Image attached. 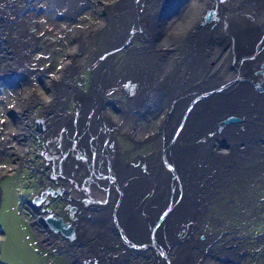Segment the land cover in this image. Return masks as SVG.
I'll list each match as a JSON object with an SVG mask.
<instances>
[{
	"label": "bare ground",
	"instance_id": "obj_1",
	"mask_svg": "<svg viewBox=\"0 0 264 264\" xmlns=\"http://www.w3.org/2000/svg\"><path fill=\"white\" fill-rule=\"evenodd\" d=\"M41 5L46 18L38 25ZM208 8V21L198 25ZM51 43L68 54L57 55ZM83 63L91 69L89 91L73 83ZM126 79L136 83L132 93L120 87ZM110 89L120 98L105 105ZM71 100L77 117L68 123ZM35 105L43 136H56L48 168L61 166L57 179L72 202L95 218L78 223L88 252L118 264H264V252L240 255L209 244L216 226L212 236L223 240L240 222L233 214L260 222L248 204L264 203L255 199L264 184V0H0V170L6 154L14 166L28 147ZM230 114L241 126L212 133ZM107 126L122 129L134 146L116 142ZM207 133L229 146L221 151ZM138 158L142 171L133 164ZM84 192L91 209L80 205ZM209 203L212 215L201 221L199 207ZM31 210L36 228L38 207ZM253 221L240 233L257 229L262 246L264 221ZM183 222V252L173 247L161 256ZM202 230L209 234L195 243ZM152 242L159 248L146 250Z\"/></svg>",
	"mask_w": 264,
	"mask_h": 264
},
{
	"label": "rangeland",
	"instance_id": "obj_2",
	"mask_svg": "<svg viewBox=\"0 0 264 264\" xmlns=\"http://www.w3.org/2000/svg\"><path fill=\"white\" fill-rule=\"evenodd\" d=\"M59 11L58 13L54 11L53 14L55 15L57 13L56 15H59L60 14ZM85 11L90 19L94 18L96 15L95 14L96 12H94V10L90 9L89 7ZM37 12L41 14V15L38 14V16L36 17V19L38 20V25H41L42 20L46 18V13H44V7L42 5L38 6ZM199 20H197V22ZM47 47H49L48 49L53 48L54 51H58L57 55H60L61 52L62 54L64 52L68 54L67 52L68 47H62L61 49H59L56 45L54 46L52 43ZM75 57L76 56L73 55L71 57L72 60L73 59L75 60ZM74 74H75L74 77L73 75L70 76L73 77V83L76 84L79 88H82L83 91H89L90 78H91L90 77L91 69H89V66L86 65V63H83L82 65L80 64L78 69L74 71ZM130 82H131L130 79H126L125 81H123L122 85H120L121 88L122 87L124 88L125 93H132L135 90L136 83L135 82L130 83ZM114 92L116 91L110 89L109 91H106L105 94L103 93L104 96L101 97V100L104 101L105 105L108 103L111 104V102L109 101L113 99V96L115 98L117 97L120 98L119 94L116 93L115 95ZM84 94L87 93L84 92ZM107 95L109 99H106ZM73 104L74 102H72L71 100L69 103H67L65 107V109H67L68 106L69 119L66 121L68 123L70 122L71 119L77 117L76 109L73 108ZM39 108H40L39 105H35L33 111L35 113L34 118H31V120L28 122L29 134L32 136L29 139L28 147L24 150V152H22V155L20 153H17L19 157H16V159L13 158L15 160L14 166L9 164V161L11 160L9 159V156L6 154L4 157L8 161L5 162V166H2L0 170V264H55L54 262L50 261L52 258V254L50 253V249H49L50 246L49 247L46 245L40 246L38 242L36 243L34 242L35 241L33 234L34 232L31 227L32 224L30 225V219H29L30 215L27 214L28 211L27 209L24 208L25 204L27 203V201L25 202V200L28 199L30 203L33 200V197L38 195L40 189L39 187L42 186L39 180V176H40L38 171L39 168L42 169L44 167L45 168L44 172L46 175H48L49 172H46L47 170L45 164L48 161L51 162L53 155L57 154V152H54V144H52L51 142V140L54 139L56 136L52 137L49 135L50 133L48 134L49 135L48 137L43 136L44 132H46L45 130L46 128L40 126V124L37 123L40 122L38 118L42 120V123H44L45 121L43 119L44 117L40 116V114L37 113ZM241 123L238 124V126H241ZM107 127L108 129L111 128L112 132L110 134L116 139V142L125 146H130L132 144L129 141L124 140V135L120 133L123 131L122 129H119L121 130L119 132L118 129L112 128L110 126ZM215 129H216V125L212 128V133H215ZM207 134L213 137L212 135H210V133ZM218 134L222 135V133H218ZM37 137L40 138L42 137L44 140H39L37 139ZM186 138L187 137L184 136L183 142L185 146H188V144L191 141L187 140ZM213 138H216L217 142H219V147H222L220 149L221 151L229 146V142L227 140L223 138H219L218 136H215ZM205 140L207 139L202 138L203 148H205V146H209L208 144H206ZM43 142L44 145L42 144ZM133 146L134 145L132 144V147ZM133 150L135 151L137 149L133 148ZM139 155H143L145 157L147 155V151H143L142 153H139ZM133 164H136L141 171L144 170L145 168V162L140 158L136 159V161ZM198 164L199 163H197L196 165ZM43 177L44 176H42L41 178ZM252 187H254V185H251V188ZM218 190L224 191L221 188H219ZM92 197L95 198V196ZM220 198H222V196ZM191 199H192V195H190V201ZM193 201H195V198L193 199ZM208 201L210 200H206V202ZM219 202L223 203L220 200ZM188 205H190V203H188ZM204 205H201L199 207V215H201L200 217L201 221L205 219V216L208 213L212 215L211 211H206L209 209L210 203ZM88 207L91 209L93 207V204L89 205ZM248 207L251 210H253L254 216L258 215L257 212L254 211V210H258L255 204H251V206ZM96 208H98V206H96ZM17 209L20 210V215L24 217L26 223L21 222L20 217L18 218L16 212ZM219 210H222V207L219 208L218 211H213V213L215 212L217 213L219 212ZM192 217L194 218V216ZM27 220L29 221V223H27ZM201 221L199 223H201ZM197 222L198 220L195 219L196 224ZM121 232L122 231H118V234H121ZM199 232L195 233L196 234L195 243L200 239V236L202 235V233ZM124 234L125 232H122V235L119 236L121 240L125 238L126 234L125 235ZM170 235L172 236L171 239L175 240V243L172 242L169 245L167 244V246L164 247L166 251L169 252L171 249H173V247H179V251L183 252L185 245L183 241L188 236L186 232V222H183L181 225L180 223L175 224L174 230ZM197 236H198V240H197ZM155 246L159 248L157 244H155ZM126 247L128 246L126 245ZM144 248L147 250L149 248L148 244H146ZM220 250L223 249L220 247ZM63 256L64 254H61V257ZM63 259H65V257ZM56 264H58V262ZM60 264L62 263L60 262Z\"/></svg>",
	"mask_w": 264,
	"mask_h": 264
},
{
	"label": "flooded vegetation",
	"instance_id": "obj_3",
	"mask_svg": "<svg viewBox=\"0 0 264 264\" xmlns=\"http://www.w3.org/2000/svg\"><path fill=\"white\" fill-rule=\"evenodd\" d=\"M208 11H210V8H208L199 21L198 25L201 21H203L206 17V20L208 21ZM106 99H109L106 97ZM109 102H113V99ZM47 141V140H46ZM46 143V142H45ZM44 145V142L42 143ZM43 152V151H42ZM46 172H49L48 175L45 174V168L42 169L39 168V180L42 186L39 188L38 195L33 197V200L29 203V200L25 204L24 208L27 209L28 213L30 215V225L32 224V230L34 234V242H38L40 246L46 245L50 246V253L52 254L51 262H54L55 264L60 262L62 264H118V262L112 261L109 258H103L105 259L102 261L100 257L95 256L94 252H88L86 249V246L84 247L82 244H84L86 241L84 240L82 243L77 238L78 234V228H79V222L81 223L82 219L86 220H93L95 219L94 216L91 217L90 213H82L83 209H78L77 204L78 202L74 203L72 202V198L70 194H67L68 192L65 190L63 184L61 183L59 178V175H61V166L53 164V167L48 168V162L45 164ZM44 176L43 178H41ZM60 179V178H59ZM81 187L85 188V185L80 183ZM55 186V187H54ZM264 189V184L259 189L258 193L260 194L257 196V200L264 201V193H261ZM67 194V195H66ZM80 199V205L83 206V208H88L89 205H91V200L89 199L87 193H83L81 195ZM61 198V200H60ZM59 201V202H58ZM256 203V202H255ZM251 204H254L253 201H251ZM257 204V203H256ZM101 205V203H100ZM99 209V205H97ZM248 206H251L248 204ZM259 206V205H258ZM31 207H34L35 209L38 207V215H37V222H36V228L34 227L33 220V213L31 210ZM260 208H264V203L259 206ZM259 208V209H260ZM40 209V210H39ZM258 209V210H259ZM257 212L258 215H255L254 218H257L259 216L260 222L255 223H262L264 221V215L261 214L259 211ZM17 216L20 217L21 222H25L23 216L20 215V210L17 209ZM254 213V212H253ZM19 214V215H18ZM235 216V214H233ZM240 222L235 224V226L231 229L228 228L226 235L224 236L223 240L219 239L222 234H215L212 236V233H217V229L219 226H216L211 232H210V245L213 247L220 249V247L223 249V252H239L241 255L242 252H264V236L262 237V240L260 242L262 243V246H256L258 245L255 240L257 239V229L253 230L252 234L249 236H245V234L240 233V226L247 225L251 223L253 220L246 221L242 219V212L237 214L236 216ZM28 219V220H29ZM27 220V223L29 221ZM227 221V220H226ZM51 222H55L56 224L64 225V228L66 229L64 233L59 228L55 226H50ZM230 223H232L230 221ZM253 221V224H255ZM206 227V226H205ZM40 229V233L39 230ZM121 231V230H120ZM259 231V230H258ZM82 232V231H81ZM201 239L204 240L205 236L209 234L205 233L203 230L201 231ZM50 234L51 241L49 244H45L47 240H45V237L47 234ZM199 234V233H198ZM246 237L248 240H244L242 242L243 238ZM198 240V236H197ZM198 240V241H199ZM236 240V241H235ZM256 243V244H255ZM151 244H148L150 246ZM152 246V245H151ZM79 253L81 255H79ZM61 254H64L63 257H61ZM65 257V259H63ZM143 262V260H142ZM145 263V261L143 262ZM132 264V263H129ZM134 264H138V262H134Z\"/></svg>",
	"mask_w": 264,
	"mask_h": 264
},
{
	"label": "water",
	"instance_id": "obj_4",
	"mask_svg": "<svg viewBox=\"0 0 264 264\" xmlns=\"http://www.w3.org/2000/svg\"><path fill=\"white\" fill-rule=\"evenodd\" d=\"M206 17L201 23H199L200 26H203L205 24L204 21H207ZM241 120H242L241 117H238L235 114H230V115H228L226 117H223L220 121L217 122L215 133L216 134H218V133H222L223 134V129L225 127H227L229 125L238 124V122H240ZM208 148H209V146H205V150H208ZM197 166H199V164ZM194 215L195 214L193 212H191L190 216L192 217ZM50 226H52V227L55 226V227L59 228L61 231H63L64 233H66L65 232L66 229L64 228V225L63 226L62 225L59 226V224H56L55 222L54 223L51 222ZM187 226H188V223H186V228H187ZM200 239H201V236H200ZM151 245L156 247L154 242H152ZM170 251H172V249ZM165 252H167V251H166L165 248H163V250L160 252L161 256H163L165 254ZM205 253H208L207 252V247L203 248V253L202 254H205ZM210 253H215V252H210Z\"/></svg>",
	"mask_w": 264,
	"mask_h": 264
}]
</instances>
